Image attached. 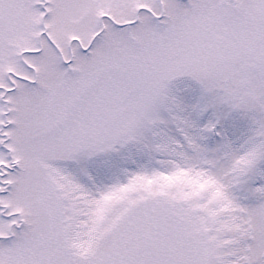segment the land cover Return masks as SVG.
<instances>
[{
  "label": "snow or ice",
  "instance_id": "snow-or-ice-1",
  "mask_svg": "<svg viewBox=\"0 0 264 264\" xmlns=\"http://www.w3.org/2000/svg\"><path fill=\"white\" fill-rule=\"evenodd\" d=\"M0 264H264V0H0Z\"/></svg>",
  "mask_w": 264,
  "mask_h": 264
}]
</instances>
